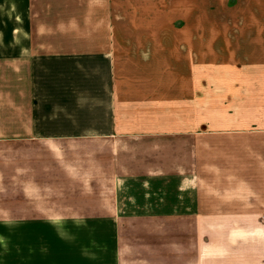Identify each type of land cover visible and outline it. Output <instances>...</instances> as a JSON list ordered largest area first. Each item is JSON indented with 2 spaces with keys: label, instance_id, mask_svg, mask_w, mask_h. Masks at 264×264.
<instances>
[{
  "label": "crops",
  "instance_id": "0c3cea01",
  "mask_svg": "<svg viewBox=\"0 0 264 264\" xmlns=\"http://www.w3.org/2000/svg\"><path fill=\"white\" fill-rule=\"evenodd\" d=\"M166 6L0 0V200L42 223L30 264H264V20Z\"/></svg>",
  "mask_w": 264,
  "mask_h": 264
},
{
  "label": "rangeland",
  "instance_id": "374dc122",
  "mask_svg": "<svg viewBox=\"0 0 264 264\" xmlns=\"http://www.w3.org/2000/svg\"><path fill=\"white\" fill-rule=\"evenodd\" d=\"M246 0H166L167 6L166 11H171L172 6H175L178 4H181V6L185 5L186 10L190 9V2L193 5L192 7V14L196 13L198 19L197 24L199 27L202 26H218L222 24H236V23H248L249 21H263L264 20V12L259 13L260 8L253 9V5L251 4V7H243V4ZM169 9V10H168ZM196 10V11H195ZM190 12H188V17L190 16ZM257 12V13H256ZM172 13V12H171ZM168 14V13H167ZM109 195V194H108ZM86 196H89L87 194ZM83 196V197H86ZM97 197H100L97 195ZM106 199H101L97 201L93 200H86L81 202H71V203H65L66 210L71 209H80L82 211L90 210L91 208H102L105 209ZM51 208L53 207L50 205ZM56 206V205H54ZM64 206V204H62ZM11 210L12 207L9 206V202H4V200H0V264H14V248L13 243L14 241H18L19 239L12 238L11 232L13 230L20 229L21 236H20V243L23 247L26 248V254H23V260L22 264H30L29 263V257L30 256H36L35 252H31L30 255L28 253V246L30 243L33 245L36 243V240L40 239L38 237L34 236H28V232H26L24 235L22 234L23 231H26L27 229H42V223L39 224L38 222H30V221H20V223H12L11 221H6V219H9L11 216ZM53 210V209H52ZM101 210V209H100ZM2 219V220H1ZM19 224V227L16 225ZM54 227V225H53ZM100 235H103L102 233ZM86 242V246L90 247V242L92 240V234L91 232H87L83 235ZM44 237L42 236L41 239ZM31 264H37V262L31 263Z\"/></svg>",
  "mask_w": 264,
  "mask_h": 264
}]
</instances>
